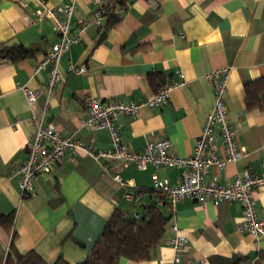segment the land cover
Wrapping results in <instances>:
<instances>
[{
    "label": "crops",
    "instance_id": "0c3cea01",
    "mask_svg": "<svg viewBox=\"0 0 264 264\" xmlns=\"http://www.w3.org/2000/svg\"><path fill=\"white\" fill-rule=\"evenodd\" d=\"M40 1L52 8L69 0H0V43L37 51L34 58L0 64V264L10 246L21 255L34 251L47 264L58 259L82 263L114 210L140 217L143 213L132 209L155 199V181L174 185L181 180L180 167L139 169L66 154L49 173L36 177L32 195L21 198L18 180L9 178V171L14 161L26 158L36 131L32 117L43 114L44 124L94 150L111 149L107 130L80 126L87 116L88 95L144 101L180 74L186 86L172 91L165 105L142 108L135 116L119 115L113 124L132 151L167 139L177 156L188 157L213 107L212 83L205 77L229 67L226 118L247 156L223 169L211 168L204 180L214 178L225 186L243 171L264 172V111L248 110L244 104V85L264 77V0H130L124 8L115 7L117 21L110 23L105 14L100 27L92 23L97 8L92 0H75L70 30L80 20L89 25L81 41L61 55L62 81L48 98L47 71L34 75L33 68L57 37L50 20H35ZM112 2L107 0V5ZM69 63L84 65L85 73L68 72ZM22 87L38 92L37 100L28 103ZM215 135L219 143L217 131ZM115 171L129 183L127 188L112 180ZM140 190L152 192L141 195ZM126 192L133 201L124 200ZM252 195L258 217L264 218V184ZM157 203L168 224L154 257L144 262L122 258L118 264H170L173 226L187 238L180 264L201 259L206 264H264V240L237 230L240 203L222 201L214 206L186 198L172 207L165 197Z\"/></svg>",
    "mask_w": 264,
    "mask_h": 264
},
{
    "label": "built area",
    "instance_id": "2783aa9c",
    "mask_svg": "<svg viewBox=\"0 0 264 264\" xmlns=\"http://www.w3.org/2000/svg\"><path fill=\"white\" fill-rule=\"evenodd\" d=\"M75 0H69L62 7L46 8L43 1L39 2L36 10V21L50 20L57 41L44 54L42 59L33 68L34 75L40 71H47L45 83L47 98L54 94L56 87L61 83L62 77L58 70L60 57L69 48L81 41V34L89 22L80 20L76 23L74 31L70 30V23L75 9ZM152 2V0H149ZM97 7L92 13V23L100 27V20L107 13V0H92ZM28 23L32 21L26 18ZM67 71L75 74H84L85 66H75L69 63ZM230 68L225 67L206 75V80L212 83L213 107L205 118L201 132L197 138L193 154L188 157H179L172 150V143L167 140L149 141L141 151L130 150L122 141L114 127V120L119 115H137L142 108H153L165 105L169 94L186 86L180 78L158 89L149 99L144 101L123 102L117 99L99 100L86 96L84 106L86 119L80 126L97 131L105 129L109 132L112 147L109 150H94L82 142L70 137H63L52 125L43 123V114L32 117L36 131L31 145L23 160H16L11 164L9 178H17L21 198L29 197L34 193L33 181L37 176L50 172L52 166L66 154L69 157L81 155L96 161L108 160L121 163L123 166L134 165L139 169L153 167H180L183 168L182 178L174 185L163 181L153 183V191L165 197L168 203L175 205L186 198L194 199L200 203L211 202L214 206L222 201L238 202L241 205L242 217L237 225L239 232L247 233L255 240H264V218L258 217L255 209L253 191L264 184V172L254 175L243 171L241 177H236L230 184L221 185L214 178L205 182L204 178L211 168L223 169L228 163H235L247 156L245 149L236 141V133L226 118L225 94ZM28 103L37 100L39 94L26 87L21 88ZM48 107L46 101L44 110ZM219 136L217 141L215 132ZM104 171H107L103 165ZM112 180L127 188L129 183L123 180L118 171H115ZM126 202L133 201V196L126 192ZM173 237L168 245L173 251L170 264H180L181 256L187 244L183 231L173 226ZM189 264H206V261L196 260Z\"/></svg>",
    "mask_w": 264,
    "mask_h": 264
},
{
    "label": "trees",
    "instance_id": "16d2710c",
    "mask_svg": "<svg viewBox=\"0 0 264 264\" xmlns=\"http://www.w3.org/2000/svg\"><path fill=\"white\" fill-rule=\"evenodd\" d=\"M129 1L113 0L108 5L106 14L110 23L118 20L115 7L124 8ZM36 53V50L28 49L20 44L0 43V64L18 63L34 58ZM244 104L248 110L264 111V77L244 85ZM151 192L140 190L139 193L151 195ZM152 199L154 197H151ZM159 200L164 201V196L155 193V199L142 208L143 214L140 217H129L119 209L114 210L86 260L79 264H118L122 258L134 262L151 260L160 246L168 224V218L164 217L158 208ZM4 264L47 263L34 251L21 255L13 246H10V252ZM53 264L68 263L58 259Z\"/></svg>",
    "mask_w": 264,
    "mask_h": 264
},
{
    "label": "rangeland",
    "instance_id": "374dc122",
    "mask_svg": "<svg viewBox=\"0 0 264 264\" xmlns=\"http://www.w3.org/2000/svg\"><path fill=\"white\" fill-rule=\"evenodd\" d=\"M133 210L137 211L138 213L142 212V209H139L137 205L133 207L132 211Z\"/></svg>",
    "mask_w": 264,
    "mask_h": 264
}]
</instances>
